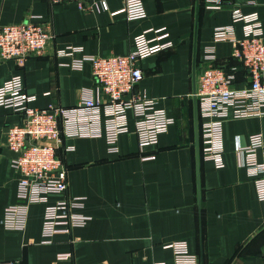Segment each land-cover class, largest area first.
<instances>
[{
	"label": "crops",
	"instance_id": "0c3cea01",
	"mask_svg": "<svg viewBox=\"0 0 264 264\" xmlns=\"http://www.w3.org/2000/svg\"><path fill=\"white\" fill-rule=\"evenodd\" d=\"M83 1L91 9L77 1L0 0V24L36 16L49 22L53 33L45 54L23 62L0 60V86L20 75L25 92L35 96L32 106L76 107L81 97L101 93L88 61L74 68L70 56L58 51L71 46L86 54H127L134 36L145 31L154 43L170 45L139 61L144 76L133 92L156 98V106L174 122L155 145L141 147L129 110L130 131L118 136L116 151L104 134V108L73 117L72 125L60 123L57 153L67 168V190L50 194L48 202L29 204L18 229L2 220L20 202L15 153L5 145V130L21 116L0 106V261L175 264L167 244L183 241L197 264H264V201L235 149L247 145L252 133L264 138V117L224 120L223 166L216 167L202 156V116L194 95V76L208 64L210 45L217 64L239 67L237 85L246 82L233 45L214 42L213 32L231 25L236 36L243 35L242 23L231 19L234 6L257 11L264 28V0H224L221 8H209L205 0H144L146 17L136 20L126 18L123 0ZM67 196L81 198L74 212L84 222L58 225L54 234L44 236L46 205Z\"/></svg>",
	"mask_w": 264,
	"mask_h": 264
},
{
	"label": "built area",
	"instance_id": "2783aa9c",
	"mask_svg": "<svg viewBox=\"0 0 264 264\" xmlns=\"http://www.w3.org/2000/svg\"><path fill=\"white\" fill-rule=\"evenodd\" d=\"M77 1L81 8L91 9L83 0ZM128 20L146 17L144 0H123ZM209 8H221L224 0H205ZM101 8H106L105 1ZM232 22H241L243 35H235L231 25L214 29L213 41H228L233 45V57L243 66L246 82L237 85V65L217 64L214 45L207 47L203 65L195 76L194 95L202 116V156L210 159L216 167L223 166L222 124L230 118L264 117V28L257 11L244 12L239 6L230 10ZM53 33L47 21L31 16L23 21L0 24V60L14 59L23 62L30 56L45 54ZM154 43L143 31L133 38V49L127 54L96 55L83 53L81 47H68L58 51L70 56V65L82 67L88 61L96 80L98 93L81 97L73 108L50 105L38 108L31 105L35 96L25 92L20 75H13L0 86V106L19 113L21 120L9 124L5 130V145L15 153L13 166L17 172V187L20 202L6 213L3 222L12 228H22L27 207L31 203L48 202L52 193L67 190V168L57 153L62 141L60 123L72 125L73 117L89 111L98 114L104 108V134L110 150L116 151L115 142L122 133L130 131L128 111L134 115L133 132L138 144L155 145L159 135L167 131L174 122L163 108L156 106L157 99L143 92H133L142 80L144 72L139 61L166 46ZM69 135V132H66ZM240 164L253 176L259 200L264 201V138L262 133L249 135L245 146L236 144ZM81 198L67 196L46 205L42 231L44 236L54 234L58 225L74 227L81 225L84 218L74 212ZM175 256V264H197L183 241L167 244ZM0 264H21L17 261H0ZM163 264V262L157 263Z\"/></svg>",
	"mask_w": 264,
	"mask_h": 264
},
{
	"label": "water",
	"instance_id": "95a60500",
	"mask_svg": "<svg viewBox=\"0 0 264 264\" xmlns=\"http://www.w3.org/2000/svg\"><path fill=\"white\" fill-rule=\"evenodd\" d=\"M194 92H195V76H194Z\"/></svg>",
	"mask_w": 264,
	"mask_h": 264
},
{
	"label": "trees",
	"instance_id": "16d2710c",
	"mask_svg": "<svg viewBox=\"0 0 264 264\" xmlns=\"http://www.w3.org/2000/svg\"><path fill=\"white\" fill-rule=\"evenodd\" d=\"M236 59V58H235ZM235 63V62H234ZM231 65H233V64H231ZM230 66V65H229Z\"/></svg>",
	"mask_w": 264,
	"mask_h": 264
}]
</instances>
